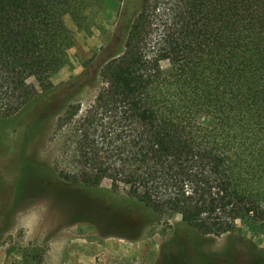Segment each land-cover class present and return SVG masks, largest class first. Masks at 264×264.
I'll return each instance as SVG.
<instances>
[{
    "label": "trees",
    "instance_id": "16d2710c",
    "mask_svg": "<svg viewBox=\"0 0 264 264\" xmlns=\"http://www.w3.org/2000/svg\"><path fill=\"white\" fill-rule=\"evenodd\" d=\"M91 1L0 0V128L25 142L66 107L57 126L70 125L76 168L65 177L112 192L117 212L178 214L205 235L264 226V0H120L106 43L55 84L74 41L65 16L82 27ZM97 78L85 108L68 103Z\"/></svg>",
    "mask_w": 264,
    "mask_h": 264
},
{
    "label": "rangeland",
    "instance_id": "374dc122",
    "mask_svg": "<svg viewBox=\"0 0 264 264\" xmlns=\"http://www.w3.org/2000/svg\"><path fill=\"white\" fill-rule=\"evenodd\" d=\"M120 6V0H92L82 27L65 16L74 41L51 76L55 84L81 72L106 43ZM28 83L40 90L34 76ZM98 84L97 78L77 87L68 103L85 108ZM65 108L53 111L25 142L10 126L0 128V264H264V226L237 221L235 232L218 236L184 226L178 214L142 221L117 212L112 192L102 197L66 178L76 164L70 125L57 126ZM101 186L111 190V179Z\"/></svg>",
    "mask_w": 264,
    "mask_h": 264
}]
</instances>
